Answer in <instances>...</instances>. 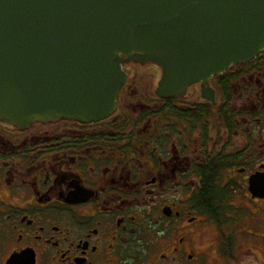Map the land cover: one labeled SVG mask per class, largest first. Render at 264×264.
I'll use <instances>...</instances> for the list:
<instances>
[{
  "label": "flooded vegetation",
  "instance_id": "af4514ba",
  "mask_svg": "<svg viewBox=\"0 0 264 264\" xmlns=\"http://www.w3.org/2000/svg\"><path fill=\"white\" fill-rule=\"evenodd\" d=\"M123 70L105 118L0 121V264H264V49L169 96Z\"/></svg>",
  "mask_w": 264,
  "mask_h": 264
},
{
  "label": "water",
  "instance_id": "95a60500",
  "mask_svg": "<svg viewBox=\"0 0 264 264\" xmlns=\"http://www.w3.org/2000/svg\"><path fill=\"white\" fill-rule=\"evenodd\" d=\"M264 49V0H0V121L112 114L123 62L169 96Z\"/></svg>",
  "mask_w": 264,
  "mask_h": 264
}]
</instances>
